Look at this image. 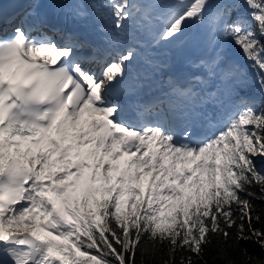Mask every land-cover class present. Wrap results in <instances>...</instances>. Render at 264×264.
<instances>
[{"label":"snow or ice","instance_id":"snow-or-ice-1","mask_svg":"<svg viewBox=\"0 0 264 264\" xmlns=\"http://www.w3.org/2000/svg\"><path fill=\"white\" fill-rule=\"evenodd\" d=\"M73 12L121 33L136 21L166 46L206 25L215 54L184 86L169 79L168 95L199 107L217 100L214 82L235 94L246 73L228 58L231 44L264 97V0H87ZM29 15L0 35V264H145L149 250L162 264H264L230 255L247 240L264 253L253 203L264 201V100L240 97L202 138L171 124V101L125 120L111 97L140 53L101 54L77 33L58 43Z\"/></svg>","mask_w":264,"mask_h":264},{"label":"rangeland","instance_id":"rangeland-1","mask_svg":"<svg viewBox=\"0 0 264 264\" xmlns=\"http://www.w3.org/2000/svg\"><path fill=\"white\" fill-rule=\"evenodd\" d=\"M218 2V0H210V3H212V4H215V3H217ZM192 29H193V32L191 33V35H187L182 41L180 40L179 42H177V43H175V44H173L172 46H170V45H167V47H168V49L170 50V51H166V52H164V54L163 55H165V54H167V56H166V59H165V61H168L169 59H173V58H175V57H180V58H185V56H186V53H187V50H186V48H185V45L189 42V41H192V40H194L195 41V43H197V44H199V45H201V46H203V45H205V43L208 41V40H210V33H209V29H208V27L206 26V25H193L192 26ZM196 38V39H195ZM158 46L159 45H163V44H157ZM166 46V45H165ZM210 46V45H209ZM227 46V51H226V54H227V56H233L232 58H229L231 61H234V62H239L238 64H239V66H240V68H241V70L243 71V72H246V73H248V67L247 66H241L240 65V63L242 62V61H240V54H239V50L238 49H235L234 48V46H232L231 44H228V45H226ZM205 53H206V55H208L209 57H211L212 56V54H213V52H210L209 50H208V48L205 50ZM245 85V83L243 82L242 83V86H244ZM234 87H235V91H237V95L238 96H244V95H248V96H251V97H255L256 98V100H264V97H262L261 96V94L259 93V91H257V92H252L251 90L249 91V92H247V91H244V92H242V93H240L239 92V90H238V88H237V84H235L234 85ZM256 93H258V94H256ZM234 104V103H233ZM232 104V105H233ZM256 163L259 165L260 163H262L261 164V166H260V168H261V170H264V160H262V159H257L256 160Z\"/></svg>","mask_w":264,"mask_h":264},{"label":"trees","instance_id":"trees-1","mask_svg":"<svg viewBox=\"0 0 264 264\" xmlns=\"http://www.w3.org/2000/svg\"><path fill=\"white\" fill-rule=\"evenodd\" d=\"M239 58H240V61H242L240 63V65L248 67L247 68L248 73L244 72V73H246V76L244 78L245 86L248 87L249 89H252L253 86L256 85V83H257L255 73H254L253 69L251 67H249L248 62L245 61L242 56H240ZM258 105H259V103H258ZM261 164L262 163H260L259 165L257 164V167L259 169H261L260 168ZM253 203L256 206L257 212L261 215L262 219H264V201L255 200V201H253ZM255 226L261 227L260 224H256ZM242 250H246L248 255H250V256H255L258 258H264V253L261 252V249L259 248V246L251 240L240 241L238 249H236L235 251H230V255L235 257V258L240 259V258H242ZM138 256H139V254H138ZM165 258L166 257L163 256V254L153 253V252H151V250L146 252L144 255L145 264H162V261Z\"/></svg>","mask_w":264,"mask_h":264},{"label":"bare ground","instance_id":"bare-ground-1","mask_svg":"<svg viewBox=\"0 0 264 264\" xmlns=\"http://www.w3.org/2000/svg\"><path fill=\"white\" fill-rule=\"evenodd\" d=\"M164 4H165V3H164ZM192 32H193V29H192V26H190L189 29L186 31L185 37H186L187 35H191ZM112 34H113V36H116V32L113 31V29L111 28L110 36L113 38ZM185 37H182V38H181V41H182ZM144 38H145L146 40H148V43H147V44H148L149 46H152V47L154 46V47H156V42H155V40L153 39V37H151V36L149 35V31H148V30H146V32L144 33ZM195 39H196V38H195ZM172 45H173V44H172ZM172 45H170V46H172ZM185 48H190L189 53H190L191 51H195V52H198V53H199V51H202L201 53H203L207 48H208V50H210V47H209V40H208V41L205 43V45H203V46H201V45L195 43V41L192 40V41H189V42L185 45ZM164 52H165V51H162V54H163ZM201 53H199V55H201ZM163 58H164V57H163ZM163 62H164V61L162 60V62L158 63V65H161V64L164 65ZM165 73L168 74V71L166 70ZM243 97H249V96H248V95H245V96H243Z\"/></svg>","mask_w":264,"mask_h":264}]
</instances>
